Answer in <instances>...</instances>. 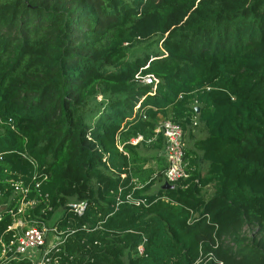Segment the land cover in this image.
Segmentation results:
<instances>
[{
	"label": "trees",
	"instance_id": "16d2710c",
	"mask_svg": "<svg viewBox=\"0 0 264 264\" xmlns=\"http://www.w3.org/2000/svg\"><path fill=\"white\" fill-rule=\"evenodd\" d=\"M221 2L0 0V242L59 210L48 264H264V17ZM157 114L203 129L172 187Z\"/></svg>",
	"mask_w": 264,
	"mask_h": 264
},
{
	"label": "built area",
	"instance_id": "2783aa9c",
	"mask_svg": "<svg viewBox=\"0 0 264 264\" xmlns=\"http://www.w3.org/2000/svg\"><path fill=\"white\" fill-rule=\"evenodd\" d=\"M141 80L146 83H152V87H154V82L157 78L151 74H146L141 77ZM156 129L162 133L164 141L162 149L166 164L162 169V178L168 183H173L185 175L186 162L183 159V130L180 124L166 117L158 121ZM137 138H133L131 141L134 142ZM125 198L135 204L142 203L144 200L142 197L131 198L129 193L125 195ZM25 203L22 202V204ZM66 205L70 211L79 215L84 210L86 201L84 199L71 200ZM8 228L13 229V232L11 233V239L9 241L0 242L2 258L25 257L29 260V264H48L52 252L58 250V245L65 237V234H67L65 229L58 228L56 224H47L45 221L35 218H28L26 220L15 218L8 225ZM69 231H72V229H69ZM47 238L50 240L48 241ZM136 249L140 253L142 251V245L138 244ZM210 258L215 259L218 264L220 263L211 253H208L204 257H198L194 261V264H198L199 262L206 264L205 261ZM55 262L56 259L54 258L53 263Z\"/></svg>",
	"mask_w": 264,
	"mask_h": 264
},
{
	"label": "rangeland",
	"instance_id": "374dc122",
	"mask_svg": "<svg viewBox=\"0 0 264 264\" xmlns=\"http://www.w3.org/2000/svg\"><path fill=\"white\" fill-rule=\"evenodd\" d=\"M259 1L260 0H222L221 4L224 5L225 7H229V8H241V7H243L244 8V12H243L244 15H247L249 12H251V13H256V14L264 17V9L259 10L256 7V4H258ZM202 192L207 194L210 192V190L208 188H205ZM6 204H7V202L0 198V210L2 208H4L6 206ZM59 213H60L59 210L55 211L53 216L49 219L47 224H53L54 220L59 215ZM248 228H249L248 226H243L241 233H243V234L245 233L246 235H249L250 231ZM51 238H52V236H51ZM47 240H48V238H47Z\"/></svg>",
	"mask_w": 264,
	"mask_h": 264
},
{
	"label": "crops",
	"instance_id": "0c3cea01",
	"mask_svg": "<svg viewBox=\"0 0 264 264\" xmlns=\"http://www.w3.org/2000/svg\"><path fill=\"white\" fill-rule=\"evenodd\" d=\"M161 119V116L159 114H157V121ZM193 124H195V122H193ZM197 124V123H196ZM191 129H189L190 131H188V129L184 130V144L186 146H188L190 144V142L197 137H200L201 135H203V129H201L200 125H191L190 126ZM184 145V146H185ZM156 155H158L161 158H158L157 161L153 158L151 159L149 162H147V165H152L153 168H158L159 166H161L162 168L165 165V158H164V154H163V149H161L160 151L156 152ZM155 188V183L151 185L150 190H153Z\"/></svg>",
	"mask_w": 264,
	"mask_h": 264
},
{
	"label": "water",
	"instance_id": "95a60500",
	"mask_svg": "<svg viewBox=\"0 0 264 264\" xmlns=\"http://www.w3.org/2000/svg\"><path fill=\"white\" fill-rule=\"evenodd\" d=\"M194 109L197 110V109H198V106L195 105V106H194ZM161 186H162V187H172L173 184H172V183H168L167 181H162Z\"/></svg>",
	"mask_w": 264,
	"mask_h": 264
},
{
	"label": "clouds",
	"instance_id": "9594fccd",
	"mask_svg": "<svg viewBox=\"0 0 264 264\" xmlns=\"http://www.w3.org/2000/svg\"><path fill=\"white\" fill-rule=\"evenodd\" d=\"M161 119H162V118H161ZM159 120H160V119H159ZM159 120H158V121H159ZM158 121H157V124H158ZM156 127H157V126H156ZM155 130H157V129L155 128ZM183 134H184V132H183ZM137 137H139V136H137ZM183 137H184V136H183ZM137 139H138V138H137ZM135 141H136V140H135ZM135 141H134V142H135ZM163 143H164V142H163ZM184 145H185V144H184ZM162 148H163V147H162ZM162 148H161V149H162ZM165 162H166V161H165ZM165 164H166V163H165ZM164 166H165V165H164ZM163 168H164V167H163ZM163 168H162V169H163ZM161 173H162V170H161ZM162 181H164V180H162ZM172 184H173V183H172Z\"/></svg>",
	"mask_w": 264,
	"mask_h": 264
}]
</instances>
